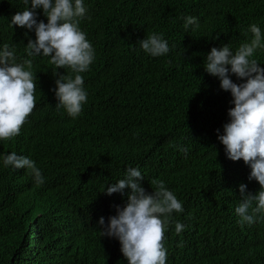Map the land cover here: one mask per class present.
<instances>
[{"label": "trees", "instance_id": "obj_1", "mask_svg": "<svg viewBox=\"0 0 264 264\" xmlns=\"http://www.w3.org/2000/svg\"><path fill=\"white\" fill-rule=\"evenodd\" d=\"M83 4L86 14L79 27L94 60L80 73L87 102L72 118L56 108L54 75L71 70L56 69L43 54L28 57L34 29L11 25L31 0L29 5L0 0V50L8 44L17 63L31 59L37 85L36 106L20 134L0 140V264H128L110 248L117 238L102 231L117 207L128 202L130 188L111 195L106 190L125 179L129 167L141 171L147 193H154L150 181L159 179L182 203L183 212L174 211L165 228L166 264H264V213L254 224L241 225L235 212L240 185L253 195L261 186L249 179L251 168L243 159L227 157L218 139L234 98L204 67L213 47L228 44L234 53L250 41L252 24L264 34V0ZM35 11L37 22L47 23L43 9ZM189 16L198 19L196 30L185 29ZM152 33L167 41V54L153 57L141 48L139 42ZM253 58L264 67V50ZM230 78L244 82L231 73ZM12 152L35 162L42 185L28 169L4 166ZM33 195L39 197L36 213ZM177 222L184 225L180 234Z\"/></svg>", "mask_w": 264, "mask_h": 264}, {"label": "clouds", "instance_id": "obj_2", "mask_svg": "<svg viewBox=\"0 0 264 264\" xmlns=\"http://www.w3.org/2000/svg\"><path fill=\"white\" fill-rule=\"evenodd\" d=\"M24 3L29 5V0ZM39 8L43 9L47 23L37 22L35 10ZM85 14L83 0H31L30 8L17 12L11 19L12 26L35 31L36 39H30L26 45L28 57L43 54L51 57L49 63L56 69L71 70L69 74L61 75L56 71L54 75L58 77L55 95L59 103L56 108L65 109L72 118L81 114L82 106L87 102L80 73L88 71L94 60V49L79 27ZM189 26H194L193 30L199 28L198 19L187 17L184 27L188 29ZM249 31L252 33L250 41L241 43L234 53L228 44L213 47L204 64L206 72L218 77L221 88L230 91L234 98V107L228 110L230 121L224 125V134L218 139L225 146L227 157L233 161L243 159L251 168L249 179H255L261 186V190L253 195L246 194V185H240L242 199L235 212L241 218V225L245 222L254 224L257 214L264 213V67L253 58L258 49L264 50V34L256 24H252ZM139 44L153 57L169 52L167 41L155 33L147 35ZM32 67L31 59L17 63L15 51L10 50L8 44L3 45L0 50V140L17 137L36 106L37 85ZM230 73L244 82H233ZM180 150L186 152L184 148ZM3 164L28 169L38 186L44 183L40 169L26 156L12 152L4 157ZM143 180L138 168L129 167L125 179L107 187L108 195L123 193L126 188H130L131 193L126 206L117 207V215L109 218L102 235L117 238L115 242H118L112 243L110 248L117 251L121 261L126 258L128 264H166L170 254L163 244L165 228L171 214L183 212V206L162 180L150 181L153 194L141 186ZM9 197L12 203L13 198ZM38 201L39 197L33 195L31 206L35 213ZM45 212L37 215L42 216ZM99 223L105 225L103 217ZM32 225L33 221H30L29 228ZM183 229L182 223L175 224L177 234Z\"/></svg>", "mask_w": 264, "mask_h": 264}, {"label": "bare ground", "instance_id": "obj_3", "mask_svg": "<svg viewBox=\"0 0 264 264\" xmlns=\"http://www.w3.org/2000/svg\"><path fill=\"white\" fill-rule=\"evenodd\" d=\"M31 235V234H30ZM40 240V239H39ZM35 242V241H34ZM39 243V242H38Z\"/></svg>", "mask_w": 264, "mask_h": 264}]
</instances>
